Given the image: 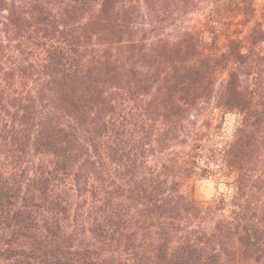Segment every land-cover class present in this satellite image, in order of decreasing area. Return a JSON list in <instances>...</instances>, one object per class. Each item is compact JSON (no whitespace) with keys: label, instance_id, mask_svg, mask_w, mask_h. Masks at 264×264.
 Returning a JSON list of instances; mask_svg holds the SVG:
<instances>
[{"label":"trees","instance_id":"trees-1","mask_svg":"<svg viewBox=\"0 0 264 264\" xmlns=\"http://www.w3.org/2000/svg\"><path fill=\"white\" fill-rule=\"evenodd\" d=\"M202 6L211 28L253 25L212 53L179 25ZM255 15L252 0H0V264H264ZM205 107L236 115L231 137L199 124ZM224 168L230 193L183 191Z\"/></svg>","mask_w":264,"mask_h":264},{"label":"rangeland","instance_id":"rangeland-1","mask_svg":"<svg viewBox=\"0 0 264 264\" xmlns=\"http://www.w3.org/2000/svg\"><path fill=\"white\" fill-rule=\"evenodd\" d=\"M255 8V20L264 21V0H252ZM209 6H202L196 11H193L181 19L179 23L182 29H187L195 33L201 39L206 50L215 54H220L226 49V38L223 34H247L253 25L251 22L248 26H240V33H233L226 25L216 23L212 28L208 24ZM215 31V32H214ZM215 40V41H214ZM214 43V45H212ZM226 79V73L219 71L216 79V88L219 89ZM205 107L199 112V124H210L211 129L223 141L233 134L237 118L234 113H224L217 108L211 112ZM234 173L224 168L219 173L213 174L209 177H203L200 174H193L191 177L185 179L183 191L188 195L194 197L197 201L203 204L212 203L215 199L222 195L231 192L234 181Z\"/></svg>","mask_w":264,"mask_h":264}]
</instances>
